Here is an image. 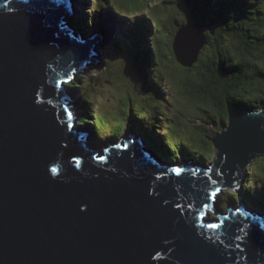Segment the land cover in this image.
<instances>
[{
	"label": "water",
	"instance_id": "water-1",
	"mask_svg": "<svg viewBox=\"0 0 264 264\" xmlns=\"http://www.w3.org/2000/svg\"><path fill=\"white\" fill-rule=\"evenodd\" d=\"M73 11L0 0V264H264V215L209 208L215 186L264 156V111L229 110L211 170L177 173L129 123L119 144L101 142L64 82L97 62L103 32L78 30ZM206 43L197 22L180 26L177 60L193 66Z\"/></svg>",
	"mask_w": 264,
	"mask_h": 264
},
{
	"label": "trees",
	"instance_id": "trees-1",
	"mask_svg": "<svg viewBox=\"0 0 264 264\" xmlns=\"http://www.w3.org/2000/svg\"><path fill=\"white\" fill-rule=\"evenodd\" d=\"M109 1L114 6L115 12L119 14L124 12L115 0ZM167 2H176L180 8L179 13H172L167 17L169 21L167 29L173 35L172 39L161 38L158 31L152 32L153 35L149 40L137 38L129 54H123L126 60L129 55L133 56L130 66L129 62L125 61L122 71L124 78L132 82L133 89L142 92L144 99L141 100L140 108L143 113H133L131 109L130 115L123 120L122 124H117L114 128L108 127V132L101 133V130L97 127L95 129L94 125L98 121L93 112L95 108L91 110L89 106L92 103L83 100L81 96L88 78L79 75L69 85L79 90L78 97H81V100L78 106L82 115L80 121L83 123L89 121L93 130H97L95 133L98 137L114 139L123 136L128 129L131 116L142 122L139 123L142 128L140 126H138L140 130L136 128L137 133L141 134L147 144L157 149L161 155L170 156L174 160L193 158V160L202 161L213 157L214 143L211 140L213 135L210 133L209 126L212 125L215 128H219L221 124L224 126L231 105L237 104L248 109H264V85L259 87L255 84L264 81V0H253L255 6L248 5L245 0H168ZM173 8H177V4ZM192 22L203 24L208 43L204 46L200 59L192 67H186L175 58L172 41L179 28L178 25ZM74 23L80 31L90 32L92 29L86 18L78 17ZM140 28L145 35L149 32L145 25ZM143 43L145 44L142 45ZM110 58L109 67L111 66ZM138 68L144 72L143 82L136 80V83L132 77L137 75L134 72ZM111 70L114 68H110L109 71ZM112 80L111 77L110 81ZM165 82H168L176 91L175 96L183 93V96L194 103L196 110L199 111L197 117L203 120L201 124L203 132L195 130L196 127L190 123V119L185 123L169 113L170 110L167 109L170 99L165 96L167 94L162 88ZM158 84L159 92L152 96V100H148V96L145 97V91L141 89L145 88V85L155 87ZM179 99L180 102H185L183 97ZM205 102L210 109L202 107ZM241 107L236 108L241 109ZM164 117L167 120L164 121L165 126L161 128L160 122L164 120ZM102 118L106 121L104 117ZM221 129L219 128V131ZM160 135H163L162 140ZM163 140L165 143L162 142ZM166 152L167 154H164ZM257 187L258 182L246 181L243 198L250 207L262 211L264 215V193H255ZM228 200L238 202L239 194H231Z\"/></svg>",
	"mask_w": 264,
	"mask_h": 264
},
{
	"label": "rangeland",
	"instance_id": "rangeland-1",
	"mask_svg": "<svg viewBox=\"0 0 264 264\" xmlns=\"http://www.w3.org/2000/svg\"><path fill=\"white\" fill-rule=\"evenodd\" d=\"M115 1L117 5L120 7V9L126 12L125 14H119V13L113 12L112 10L113 8L109 0H78V1L75 0V2L77 3V6H76L77 9L71 16L66 17L67 20H72L74 22L76 18H78L80 15H82V13L85 12L87 21L91 25V28H92L91 29L92 32L90 33V35H95L94 31L99 30V28L101 29L102 26H107V33L105 34L106 35L105 42L99 43L97 45V51L99 52L100 61L97 64H93L92 65L93 68L87 69L84 72L82 71L76 72L75 74H73L75 75L74 79L71 78V80L68 82L69 84L72 83L71 81L73 80L75 81L79 75H84L85 77L88 78V81H86V83L84 84V92H82L81 96L83 100L90 101L92 103V105L89 106L91 110L93 107L95 108L93 112L95 113L98 121H97V124H94V125H95V129L97 127L99 130H101L100 131L101 133L108 132L107 130L108 127L114 128L115 125L117 124L120 125V123L122 124L123 120L126 117H128V115H130L131 109L133 113L142 112L140 105H141V100L144 99V96L142 92L138 91V89H135V90L133 89V86L131 85L132 82L130 81V79L128 82L124 78V74L122 71L123 64L125 63V61H128L129 66H130L133 60L132 58L133 56H130V55L126 60L123 54H126V55L129 54L135 40L140 36L141 33H143V30L139 29L142 23L138 21L145 20L144 22H147L151 27L152 26L151 20H152L154 32L156 31V28H157L159 32V36L161 38L169 39L171 38L172 34L170 33V30L167 29V25H168L167 17L172 15V13H179L178 9H180L178 3L176 2L168 3L167 2L168 0H115ZM75 2H73L74 9H75ZM245 2L248 5H252V4L254 5L253 0H245ZM106 3H108L109 5H107ZM176 4H177V8H173L174 6H176ZM216 5H218V3ZM104 6L107 8H105ZM163 6H165L164 12L162 11ZM142 13H146V16L150 18L151 20H148L147 18L145 19L136 18V15L142 14ZM152 16L154 17V19ZM242 17H244V15H242ZM211 32H213V30H211ZM150 36H151V33L147 32V34L143 37L149 40V38H151ZM114 39H117V40L114 41ZM120 54L122 55L120 56ZM110 57H112V59ZM109 58L111 62L110 67H109V63L106 64L105 62V59L109 60ZM134 58H136V60H139L137 57H134ZM93 59H94V56H93ZM122 59L123 61L121 62ZM133 63L135 64V61ZM104 65H105L104 67L105 70L101 71L100 69L103 68ZM112 67L114 68V70L109 71L110 68ZM116 73L118 75H116ZM134 73H136L137 75L133 76L132 80L134 82H136V80L143 82L144 72L141 71L140 68H138L137 71ZM111 77L113 78L112 81H110ZM255 84L259 87H262L264 85V81H259ZM77 87H79V85H77ZM159 88H160L159 84L156 85L155 87L145 85V88H142L141 90L145 91V95H146L145 97L148 96L147 97L148 100L150 99L152 100V96L156 95L159 92ZM162 88H163V91L167 94V95L165 94L164 95L170 99V104L168 106L169 108L167 109V110H170L169 113L173 114V116L175 115L177 118H180L181 121L185 123L186 121L190 119L191 120L190 123L194 127H196L195 130L199 132L200 131L203 132V129H202L203 126L201 125L203 124V120H199V117H197V114L199 111L196 110V106L194 105V103L191 100H188V98H186L185 96H183V93H181V95L179 96L176 94L175 96L176 91L173 89V87L168 82H165V85H162ZM78 96H79V90L78 91L75 90L74 99L79 101L78 102V105H79L81 97L79 98ZM182 97L185 100L184 103L180 102L179 98H182ZM187 101H189V103H186ZM202 107L204 109L206 108L210 109L206 102L202 104ZM230 109L235 110L236 106L231 105ZM149 114L150 112L148 111V115ZM102 117H104L106 121H104ZM163 119L164 120L160 122L161 128L165 126L164 121L167 120L166 117H164ZM228 120H229V115H228V119L226 117V122L224 126L222 124L220 125L219 128H222L221 130H223ZM128 123L130 124V129L134 130L135 128H138V126L141 127V124L139 125V123H142V122L140 119L132 118L130 116V120ZM88 125L93 130L92 124L90 122L88 123ZM209 127H210V133H212L213 136L221 131V130L219 131V128H215V126H212V125H210ZM138 130H140V128H138ZM95 131L93 130L94 133ZM96 134L97 133H95V135ZM137 135L139 137V134ZM99 136L103 137V135H99ZM123 136L119 138H114V139L98 138L97 136L96 137L101 142L113 140V141H116L117 143L119 140L122 139ZM159 137L162 140L163 135H160ZM143 141L144 143H146V146L151 148V146L147 144V141L145 139ZM140 142H141V138H140ZM162 142L165 143V140H163ZM152 148L157 151V149H155L154 147ZM213 148H214L212 150L213 157L206 158V160L200 161L199 159L193 160V158L191 159L185 158L182 160L175 159L171 161L182 163L183 161L186 160V162L188 163L191 162V165L194 167L195 172L198 171L197 166L202 169L211 170V164H214V159H216V154H217L216 146L214 145ZM164 154H167V152ZM161 156L165 158L166 160L170 161V156H167V155H161ZM263 178H264V156L258 157L251 162V164L247 168V173L245 174L244 178L240 180L241 182H239V184L237 185L239 186L238 189H236L235 187H230V186L225 187V191L223 190L224 192L219 197V201H218V204L220 205L219 209L223 212H226V210L229 207L228 204L243 205L241 201L230 202L228 198L231 194L237 195L240 193L244 197L243 195L244 184L248 180H250L251 182L253 181L258 182V187L255 188V191H254L255 193L257 192L264 193V179ZM243 201L245 200L243 199ZM225 204H227L226 207H221V205L224 206ZM213 218H216V217H213Z\"/></svg>",
	"mask_w": 264,
	"mask_h": 264
},
{
	"label": "clouds",
	"instance_id": "clouds-1",
	"mask_svg": "<svg viewBox=\"0 0 264 264\" xmlns=\"http://www.w3.org/2000/svg\"><path fill=\"white\" fill-rule=\"evenodd\" d=\"M112 1H113V0H112ZM107 5H109V4L107 3ZM111 5H112V4H111ZM104 7H105V6H104ZM105 8H106V7H105ZM112 8H113V12H115V11H114V6H113V5H112ZM73 10H74V11H73V13H74V12H75V9H73ZM164 10H165V6L162 7V11H163V12H164ZM122 11H123V10H122ZM115 13H117V12H115ZM124 13H126V12L124 11ZM79 17L86 18V16H85V12L82 13V15H80ZM152 17H153V16H152ZM136 18H139V19H140V18H142V19L147 18L148 20H151L150 18H148V17L146 16V13L138 14V15H136ZM163 18H164V17H163ZM86 19H87V18H86ZM153 19H154V17H153ZM144 21H145V20H139V21H138V22H141V23H142V24L140 25V27H141L142 25H145V28L147 27V28L149 29L150 25H149L147 22H144ZM154 22H155V21H154ZM168 23H169V21H168ZM197 23L200 24V26L202 27V29H203V31H204L203 24L200 23V22H197ZM184 24H187V23H184ZM184 24L178 25L179 28L177 29V32L180 30V26H182V25H184ZM151 25H152V26H151L150 29H149V33H151V35H153L152 32L154 33V27H153V22H152V20H151ZM156 25H157V24H156ZM168 25H169V24H168ZM75 27H76V26H75ZM140 27H139V29H141ZM76 28H77V27H76ZM156 31H158L157 28H156ZM156 31H155V32H156ZM177 32L175 33V35H174V37H173V41H172L173 43H174V38H175ZM204 33L206 34L205 31H204ZM93 36H94V35H89V37H93ZM99 36H100V38H101V42L98 41V42L94 45L96 48H97V45H98L99 43H104V42H105V39H106V35H105L104 32H103V33H100ZM143 36H145L144 32H143V34H140V36H139L138 38H145V37H143ZM172 36H173V35H172ZM172 36H171V39H172ZM206 36H207V35H206ZM102 37H103V38H102ZM150 37H151V36H150ZM207 43H208V39H207ZM207 43L205 44V46L207 45ZM144 44H145V43H143L142 45H144ZM203 48H204V47H203ZM203 48H202L201 52L204 51ZM93 52L96 53V55H97L96 57L94 56V59L97 61L95 64H97V63L100 61V58H99V55H98L99 52L96 51V50H94ZM173 52H174V49H173ZM201 52H200V55H199L198 60H199L200 57H201ZM100 53H101V51H100ZM174 55H175V53H174ZM107 58H108V57H107ZM175 58H176V55H175ZM176 59H177V58H176ZM198 60H197V61H198ZM197 61H196V62H197ZM105 62H106V64H107V63H109V60H106V59H105ZM196 62H195V63H196ZM103 63H104V62H103ZM195 63H194V64H195ZM90 64L93 65L94 63H93V62H89V64H88V65L86 64V65L84 66V68H79V69L82 70V72H84V71H86L87 69H89V67H90L89 65H90ZM181 65L183 66L182 63H181ZM186 67H187V66H186ZM191 67H192V66H191ZM94 68H95V66H94ZM103 70H105V68H103L101 71H103ZM143 70H144V69H143ZM73 81H74V80H73ZM71 82H72V81H71ZM77 106H78V105H77ZM235 106H236V107H239V108L241 107L240 105H237V104H235ZM231 110H232V109H231ZM238 110H239V111H241V110H243V111H249V112L264 111L263 108H258V109H248V108H243V107H241V109H237V108H236V109L233 110V111H238ZM132 132H133V131H132ZM133 134H134V139H133V140H134V141H135V140H138V138H139L140 136L138 137V135H137V134H138L137 131H134ZM139 135H140V134H139ZM124 136H125V135H124ZM124 136H123V137H124ZM123 137H122V138H123ZM143 139H144V138H143ZM119 142H120V140L117 142V144H119ZM117 144H116V145H117ZM141 144L146 146V143L143 144V140H142V138H141ZM147 147H148V146H147ZM107 148H108V146H104V149H107ZM151 148H152V147H151ZM152 149H153V148H152ZM95 150H97V149H95ZM92 151H94V150H92ZM155 151H156V150H155ZM158 153H159V152H158ZM159 154H160V153H159ZM160 155H161V154H160ZM170 159H172V158H170ZM173 160H174V159H173ZM181 160H182V159H181ZM185 162H186V160H185ZM186 163H188V162H186ZM179 164H180V165H178V166H181V167H182V165L184 164V162L179 163ZM178 166H177V167H178ZM182 168H183V167H182ZM232 187H235L236 189L239 188V186H237V185H234V186H232ZM223 190L225 191V187L223 188ZM224 191H222V193H223ZM222 193H221V194H222ZM218 201H219V200H218ZM239 201H240V200H239ZM245 203H247V202L245 201ZM218 206H220V205L218 204ZM217 208H218V207H217ZM255 211H256L257 214H259V213L262 212V211L260 212V211H258V210H255ZM214 213H215V214H213L212 217H217V218L220 219V213H221V210L218 208V212H214Z\"/></svg>",
	"mask_w": 264,
	"mask_h": 264
},
{
	"label": "bare ground",
	"instance_id": "bare-ground-1",
	"mask_svg": "<svg viewBox=\"0 0 264 264\" xmlns=\"http://www.w3.org/2000/svg\"><path fill=\"white\" fill-rule=\"evenodd\" d=\"M71 3H72V5H73V2H75V0H69ZM78 1V0H77ZM85 2V1H84ZM107 4V3H106ZM105 4V5H106ZM76 6H77V3L75 2V10L77 9L76 8ZM107 8V7H106ZM73 9H74V6H73ZM78 12V11H77ZM120 14H125L124 12H121ZM69 22H71L72 20H68ZM72 24L75 26V23L74 22H72ZM100 29V28H99ZM95 32V31H94ZM101 32H104L105 34L107 33V26H102V28H101ZM92 51H94V50H92ZM92 58H93V56H92ZM135 128V127H134ZM95 131V130H94ZM132 131L134 132V131H136V128L133 130L132 129ZM211 165H213V164H211ZM247 173V171H245L244 172V174H246ZM238 204V203H237ZM229 205V207H228V209L226 210V212H223V211H221V213H220V219H221V216L223 215V214H228V213H230V212H232V211H239V212H245V213H252V214H257L256 213V211H255V209L254 208H252V207H250L247 203H245L242 207H241V205H231V204H228ZM234 206H236V207H234ZM258 215H263V213H259Z\"/></svg>",
	"mask_w": 264,
	"mask_h": 264
},
{
	"label": "snow or ice",
	"instance_id": "snow-or-ice-1",
	"mask_svg": "<svg viewBox=\"0 0 264 264\" xmlns=\"http://www.w3.org/2000/svg\"><path fill=\"white\" fill-rule=\"evenodd\" d=\"M64 83H68V81H65ZM69 115H71V114L69 113ZM123 147L127 148V144L123 145ZM101 159H103V157H101ZM53 171H55V169H54ZM175 171H176L177 173H181V172H183L184 170H183V169H180V168H177V169H175ZM214 227H218V225H214Z\"/></svg>",
	"mask_w": 264,
	"mask_h": 264
}]
</instances>
